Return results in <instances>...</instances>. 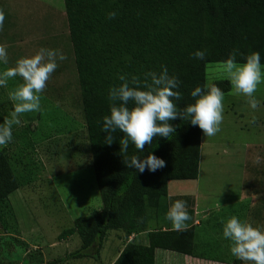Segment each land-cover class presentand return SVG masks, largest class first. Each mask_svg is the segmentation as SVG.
I'll use <instances>...</instances> for the list:
<instances>
[{
  "label": "rangeland",
  "instance_id": "rangeland-1",
  "mask_svg": "<svg viewBox=\"0 0 264 264\" xmlns=\"http://www.w3.org/2000/svg\"><path fill=\"white\" fill-rule=\"evenodd\" d=\"M0 10L5 14L0 45L8 53L0 71L40 48L66 56L47 82L43 110L23 115L21 125L13 128V141L2 148L18 187L2 204L0 264H48L80 245L75 230L70 235L63 231L100 208L67 23L62 0H0ZM219 65H204V85L230 83ZM18 83L16 78L0 87V123L13 110L8 93ZM224 94L221 131L205 137L200 130L196 179L171 181L156 208L145 209L146 230H167L171 241L168 250L156 252L154 264H238L222 237L221 221L235 215L264 228V83L255 93L260 101L256 110L244 96L233 94L231 83ZM253 116L255 124L250 123ZM257 154L259 164L253 163ZM177 199L187 202L191 217L184 232L174 231L166 219ZM123 238L120 230H110L97 261L57 264H107L115 241Z\"/></svg>",
  "mask_w": 264,
  "mask_h": 264
},
{
  "label": "trees",
  "instance_id": "trees-1",
  "mask_svg": "<svg viewBox=\"0 0 264 264\" xmlns=\"http://www.w3.org/2000/svg\"><path fill=\"white\" fill-rule=\"evenodd\" d=\"M72 50L90 162L100 201L90 217L74 220L80 245L55 259L57 264L82 258L98 260L106 232L120 230L124 237L144 232L146 244L126 243L112 264H154V251H166L171 241L167 230H146V207L156 208L171 181H194L197 176L200 129L180 119L170 121L175 133L169 139L156 137L143 152L129 145L128 156L149 154L163 159L166 167L139 173L128 168L120 153L122 133L111 144L101 131L109 114V89L119 77L131 79L160 72L180 81L183 99L178 107L193 103L190 92L204 87V65L221 63L235 49L237 62L259 52L264 65V0H62ZM115 19H108L109 12ZM207 50L201 61L194 52ZM224 93L230 83L216 80ZM18 187L0 148V229L2 204ZM2 227V228H1ZM241 264V263H238Z\"/></svg>",
  "mask_w": 264,
  "mask_h": 264
},
{
  "label": "clouds",
  "instance_id": "clouds-1",
  "mask_svg": "<svg viewBox=\"0 0 264 264\" xmlns=\"http://www.w3.org/2000/svg\"><path fill=\"white\" fill-rule=\"evenodd\" d=\"M116 12H109L108 19H115ZM5 14L0 10V31L3 30ZM237 50L220 63L222 73L230 81L233 94L246 98L248 106L256 110L260 101L255 93L259 85L264 83V65L261 64L259 52H252L244 58L243 63L237 62ZM207 50L194 52L193 58L203 61ZM66 56L58 50L40 48L34 55L23 57L15 65L0 71V87L7 88L10 80L20 79L8 93L13 102L10 116L0 123V148L13 141V128L20 126L21 117L28 113L41 112L42 94L47 82ZM0 63L8 64L7 48L0 45ZM121 83L109 89L108 98L111 102L109 114L103 117L101 131L106 133L105 143L111 144L119 132L123 136L119 140L120 153L126 157L124 162L128 168L139 173L146 169L155 172L166 167L163 159L149 154L140 159L139 155L128 156L129 145L136 152H143L146 145H152L156 137L169 139L175 133L170 121L180 119L198 127L205 137H214L221 131L224 119V91L216 84L197 86L190 96L194 102L178 107L177 102L183 99L178 90L181 81L175 75H169L168 69L162 66L160 72H147L143 80L138 76L131 79L125 75L119 77ZM250 123H256L253 116ZM262 157L257 154L253 163L259 164ZM220 206V204H218ZM172 228L177 232L188 230L187 202L175 200L166 213ZM222 237L228 241L230 254L241 264H264V228L253 226L233 215L227 221H221Z\"/></svg>",
  "mask_w": 264,
  "mask_h": 264
},
{
  "label": "crops",
  "instance_id": "crops-1",
  "mask_svg": "<svg viewBox=\"0 0 264 264\" xmlns=\"http://www.w3.org/2000/svg\"><path fill=\"white\" fill-rule=\"evenodd\" d=\"M169 183L170 182L167 183V186H168ZM142 235H143V237H142ZM115 242H116L115 251L113 252V255L107 261V264H112V262L116 259L118 253L121 251V249L123 248V246L126 243L132 242V243L138 244V245H145L146 244V235L144 234V232L143 233H138V234H133V235H129L128 237H124L123 240L118 239ZM157 251H160V250H155L154 251V260H155V255H156ZM85 259H88V258H82V259H79V260H85Z\"/></svg>",
  "mask_w": 264,
  "mask_h": 264
}]
</instances>
